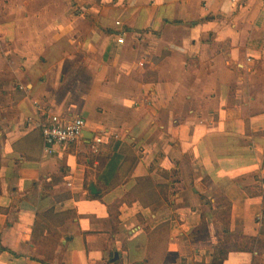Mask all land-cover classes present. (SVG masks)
<instances>
[{
    "label": "crops",
    "instance_id": "obj_1",
    "mask_svg": "<svg viewBox=\"0 0 264 264\" xmlns=\"http://www.w3.org/2000/svg\"><path fill=\"white\" fill-rule=\"evenodd\" d=\"M36 104L83 138L46 154ZM220 248L264 264V0H0V264Z\"/></svg>",
    "mask_w": 264,
    "mask_h": 264
},
{
    "label": "built area",
    "instance_id": "obj_2",
    "mask_svg": "<svg viewBox=\"0 0 264 264\" xmlns=\"http://www.w3.org/2000/svg\"><path fill=\"white\" fill-rule=\"evenodd\" d=\"M117 24L121 25V22L117 21ZM119 40L121 42L125 40L122 34L119 35ZM140 65L143 66L144 62H141ZM36 107L42 112L39 126L43 136V150L46 154L54 155L62 147L72 145L83 138L87 126V121L83 117L61 116L51 109L39 107L38 104ZM107 137H110L109 132L96 135L92 139L91 150L98 153L100 146L105 143Z\"/></svg>",
    "mask_w": 264,
    "mask_h": 264
},
{
    "label": "trees",
    "instance_id": "obj_3",
    "mask_svg": "<svg viewBox=\"0 0 264 264\" xmlns=\"http://www.w3.org/2000/svg\"><path fill=\"white\" fill-rule=\"evenodd\" d=\"M228 249L220 248L218 250L217 256L215 257L213 264H224V260L227 256Z\"/></svg>",
    "mask_w": 264,
    "mask_h": 264
}]
</instances>
